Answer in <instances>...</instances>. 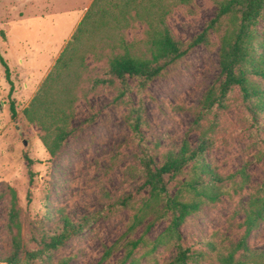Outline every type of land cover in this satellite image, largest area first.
<instances>
[{"label":"rangeland","instance_id":"obj_1","mask_svg":"<svg viewBox=\"0 0 264 264\" xmlns=\"http://www.w3.org/2000/svg\"><path fill=\"white\" fill-rule=\"evenodd\" d=\"M120 1L0 0V55L10 68L11 79L0 58V194L7 186L16 191L29 247H36L33 239L40 240L62 225L64 217L79 221L90 216L84 230L35 264H121L125 243L138 238L155 219L149 215L141 226L129 231L146 194V190L137 191L144 181L140 166L144 146L161 163L165 154L179 149L184 139L196 146L205 135L215 139L206 156L216 171L227 176L246 168L250 176L242 188L240 176L223 182L220 199L204 202L182 226L185 243L196 256L193 264H219L220 254L241 238L243 207L264 181V112L253 115L240 88L235 87L222 107H215L197 123L202 98L210 86L220 82L217 32H211L209 45L193 46L143 89L138 88L137 80H131L123 102L115 100L116 90L93 87V80L104 74L108 54L119 37L138 42L137 54L146 53V16L130 20L121 28L94 27L87 19L86 32L76 42L77 48L70 47L71 53H67L77 57L68 68L57 69L56 62L82 19L87 14L91 20L97 17L101 5L118 12L113 3ZM161 1L168 10L166 20L173 34L189 43L215 16L219 0H191L188 4ZM258 31L264 38V20L258 24ZM58 71L59 80L52 91L56 103L52 107H62L65 87L72 89L74 100L66 128L71 133L52 157L42 138L46 131L29 120L27 110L38 119L46 114V104H38L35 109L33 101L42 95L47 78L59 75ZM257 81L264 85V81ZM141 101L143 140L128 123L131 107ZM55 133L52 127L50 141ZM26 155L32 159L29 165ZM191 171L190 165L172 182V192L189 179ZM131 192L135 198L128 206L115 205L117 199ZM9 200V192L0 197V258L11 252L6 227ZM168 222L167 218L155 220L146 233L148 241L159 236ZM247 244L251 249L264 248V222L251 233ZM112 245L111 256L103 258ZM150 248L146 244L135 251L136 264H166L175 254L171 241L153 252Z\"/></svg>","mask_w":264,"mask_h":264},{"label":"trees","instance_id":"obj_2","mask_svg":"<svg viewBox=\"0 0 264 264\" xmlns=\"http://www.w3.org/2000/svg\"><path fill=\"white\" fill-rule=\"evenodd\" d=\"M190 1L179 0L185 4ZM113 4L118 12H112L101 5L100 14L97 17L91 20L87 14L82 19L73 35V40L68 43L58 58L55 65H58L57 69L59 66H62L60 69L68 68L70 61L74 62L77 55L68 56L71 53L69 48L72 47L71 50L77 48L76 42L86 32L87 19H90L89 23L94 27L121 28L127 26L130 20L146 16L148 18L144 39L146 53L137 54L138 42H128L125 38L119 37L115 47L108 54L104 74L93 80V87L101 85L114 89L117 91L115 100L123 102L131 80H137L138 88L143 89L165 68L182 59L193 46L209 45L211 32H217L220 33V82L210 86L202 98L201 114L197 118V123L210 114L215 107H222L228 94L235 87L240 88L246 107L253 115L264 112V85L257 81V78L264 81V38H261L258 31V24L264 20V0H219L215 16L189 43L181 42L173 34L166 20L168 10L161 0H122ZM0 58L5 66L7 77L11 80L10 68L1 55ZM58 74L47 78L42 95H37L33 101L35 109L38 104H46V114L38 119L27 110L29 120L37 122L46 131L42 138L52 157L58 154L71 133V130L66 128L69 110L74 100L71 94L72 89L65 87L67 90L62 99V107L59 109L52 107L56 103L52 91L56 88L59 71ZM11 108L12 115L15 116L14 103ZM143 114L144 104L141 101L138 105L131 107L128 117L129 126L140 140L144 139ZM52 127H55L56 133L53 141H50ZM214 146L215 139L205 135L201 136L196 146L184 139L179 149L169 150L165 154V160L161 163L155 158L152 150L144 146L146 149L140 156L144 181L137 191L146 190V194L132 217L129 231H134L141 226L149 215L155 217L154 221L167 218L169 222L165 230L153 241H148L146 233L154 221L147 224L138 238L129 239L124 245L125 253L121 264H136L134 253L141 245H151L149 252H153L169 241L175 246V254L166 264L195 262L196 256L191 247L185 243L182 232L186 219L198 212L204 202L218 201L223 194L221 184L226 180L240 176L241 188L250 180L246 168H241L227 176L216 171L206 156L207 150ZM25 157L28 165L31 164L32 159L27 155ZM190 165L192 171L189 179L182 181L178 190L172 192V182ZM8 192L10 200L6 227L10 234L11 252L0 258L4 264H35L37 261L45 260L53 251L79 234L90 223V216H85L79 221L64 217L62 225L53 232L43 235L40 240L33 239L36 247H29L23 235L22 208L18 206L16 191L7 186L6 192L0 194V197ZM258 192L251 195L243 207L245 217L241 223L244 228L241 238L230 244L226 251L220 254L219 264H264V248L251 249L247 244L251 233L264 222V181ZM187 194L190 196L185 199ZM134 198L135 195L132 192L125 194L117 199L115 205L128 206ZM113 249L114 245L108 247L103 258H109Z\"/></svg>","mask_w":264,"mask_h":264},{"label":"water","instance_id":"obj_3","mask_svg":"<svg viewBox=\"0 0 264 264\" xmlns=\"http://www.w3.org/2000/svg\"><path fill=\"white\" fill-rule=\"evenodd\" d=\"M18 127V129L20 128L19 126H17ZM24 144H26L27 143V141L26 140H24V142H23Z\"/></svg>","mask_w":264,"mask_h":264}]
</instances>
